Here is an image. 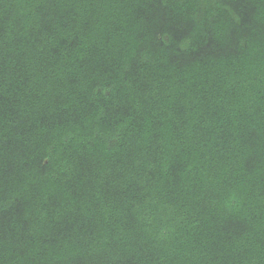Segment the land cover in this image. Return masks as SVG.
Returning <instances> with one entry per match:
<instances>
[{
  "label": "trees",
  "instance_id": "1",
  "mask_svg": "<svg viewBox=\"0 0 264 264\" xmlns=\"http://www.w3.org/2000/svg\"><path fill=\"white\" fill-rule=\"evenodd\" d=\"M0 264H264V0H0Z\"/></svg>",
  "mask_w": 264,
  "mask_h": 264
}]
</instances>
